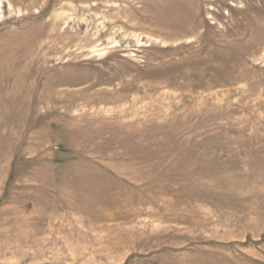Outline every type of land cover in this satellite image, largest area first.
<instances>
[{"label": "rangeland", "instance_id": "374dc122", "mask_svg": "<svg viewBox=\"0 0 264 264\" xmlns=\"http://www.w3.org/2000/svg\"><path fill=\"white\" fill-rule=\"evenodd\" d=\"M0 264H264V0H0Z\"/></svg>", "mask_w": 264, "mask_h": 264}]
</instances>
